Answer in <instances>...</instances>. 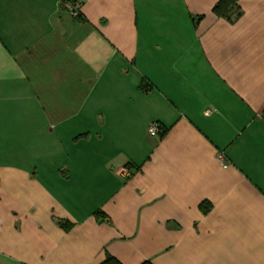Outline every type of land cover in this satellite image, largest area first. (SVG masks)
Here are the masks:
<instances>
[{
    "label": "crops",
    "instance_id": "1",
    "mask_svg": "<svg viewBox=\"0 0 264 264\" xmlns=\"http://www.w3.org/2000/svg\"><path fill=\"white\" fill-rule=\"evenodd\" d=\"M63 1L0 0V264H264V0Z\"/></svg>",
    "mask_w": 264,
    "mask_h": 264
},
{
    "label": "trees",
    "instance_id": "2",
    "mask_svg": "<svg viewBox=\"0 0 264 264\" xmlns=\"http://www.w3.org/2000/svg\"><path fill=\"white\" fill-rule=\"evenodd\" d=\"M77 1L81 2V0H64L63 5L65 9H67L66 5L68 3H75ZM213 11L216 15L227 18V19H231L232 15L234 14L236 15L240 14V9L238 7L237 0H219L218 3L215 5ZM204 210L207 212L209 209L204 208ZM102 264H122V263H120L114 257H108L106 261L103 262ZM144 264H151V263L146 262Z\"/></svg>",
    "mask_w": 264,
    "mask_h": 264
},
{
    "label": "built area",
    "instance_id": "3",
    "mask_svg": "<svg viewBox=\"0 0 264 264\" xmlns=\"http://www.w3.org/2000/svg\"><path fill=\"white\" fill-rule=\"evenodd\" d=\"M81 5L82 3L80 1H77L75 3H68L66 5V8L73 17H78L80 15ZM149 132L152 136H157L162 132V129L158 124H151L149 127ZM222 157L223 156L220 155L221 159ZM127 172V169L122 170V173L124 174H126Z\"/></svg>",
    "mask_w": 264,
    "mask_h": 264
}]
</instances>
